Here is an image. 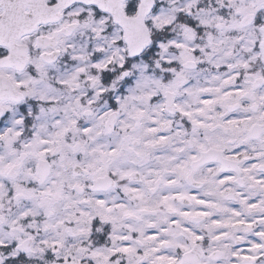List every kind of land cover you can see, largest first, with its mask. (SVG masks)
<instances>
[{
	"label": "snow or ice",
	"instance_id": "obj_1",
	"mask_svg": "<svg viewBox=\"0 0 264 264\" xmlns=\"http://www.w3.org/2000/svg\"><path fill=\"white\" fill-rule=\"evenodd\" d=\"M0 264H264V0H0Z\"/></svg>",
	"mask_w": 264,
	"mask_h": 264
}]
</instances>
